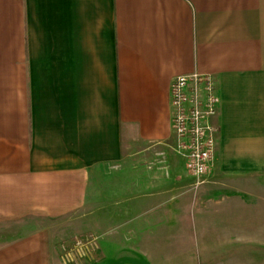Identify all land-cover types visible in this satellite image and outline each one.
Returning a JSON list of instances; mask_svg holds the SVG:
<instances>
[{
    "label": "crops",
    "instance_id": "0c3cea01",
    "mask_svg": "<svg viewBox=\"0 0 264 264\" xmlns=\"http://www.w3.org/2000/svg\"><path fill=\"white\" fill-rule=\"evenodd\" d=\"M195 73L220 97L199 187L170 108L173 80ZM128 163L114 217L145 227L148 252L193 225L214 245L202 257L233 258L220 228L246 232V178L264 176V0H0V264H57L49 220Z\"/></svg>",
    "mask_w": 264,
    "mask_h": 264
},
{
    "label": "rangeland",
    "instance_id": "374dc122",
    "mask_svg": "<svg viewBox=\"0 0 264 264\" xmlns=\"http://www.w3.org/2000/svg\"><path fill=\"white\" fill-rule=\"evenodd\" d=\"M174 139L176 140L175 134ZM132 167V163H128L123 168L112 169L113 172H127L123 179L109 172L106 177L96 180L92 185V189L96 191L90 196V206L86 209L49 220L56 238L57 264H264V176L246 178V212L240 211L236 215L240 219L245 215L246 232L243 233V228L236 226L235 234L230 235L229 228H220L222 239L229 238L231 241L227 245L222 243L225 245L224 250L236 252L233 258L213 259L202 257L209 256L210 253L204 251L214 245L198 242L201 227H182L183 242L178 243L173 234L171 243L155 241L151 248L153 251L148 252L146 237L134 234L135 231H145V227H130L121 219L115 220L116 201L130 197ZM215 170L214 163L209 174ZM206 177L202 178L200 184L195 178L194 186L204 185ZM121 181L123 187L120 186ZM116 184L120 188L119 194L115 192ZM123 208L124 211L127 206L123 205ZM212 212H218L216 206H209L206 213L210 216ZM203 229L211 231L209 226ZM216 229L218 228H214L215 231ZM243 234H246V240L243 239ZM244 249L246 257H243Z\"/></svg>",
    "mask_w": 264,
    "mask_h": 264
},
{
    "label": "built area",
    "instance_id": "2783aa9c",
    "mask_svg": "<svg viewBox=\"0 0 264 264\" xmlns=\"http://www.w3.org/2000/svg\"><path fill=\"white\" fill-rule=\"evenodd\" d=\"M220 97L212 75L177 76L170 89L172 129L176 149L185 158L189 173L201 183L215 163Z\"/></svg>",
    "mask_w": 264,
    "mask_h": 264
}]
</instances>
